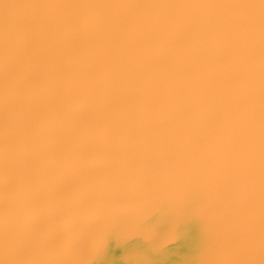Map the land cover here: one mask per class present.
Returning a JSON list of instances; mask_svg holds the SVG:
<instances>
[{"label":"bare ground","instance_id":"obj_1","mask_svg":"<svg viewBox=\"0 0 264 264\" xmlns=\"http://www.w3.org/2000/svg\"><path fill=\"white\" fill-rule=\"evenodd\" d=\"M262 78L264 0H0V264H264Z\"/></svg>","mask_w":264,"mask_h":264},{"label":"water","instance_id":"obj_2","mask_svg":"<svg viewBox=\"0 0 264 264\" xmlns=\"http://www.w3.org/2000/svg\"><path fill=\"white\" fill-rule=\"evenodd\" d=\"M159 7H162L161 9V18H160V20L159 21H157L158 23H157V26L156 27H154L152 30H151V32H150V34H148L147 32H144V31H142V30H138L136 33H137V35H139L140 34V36L141 37H149L150 39H154V38H160V37H162V36H164V33L162 32V33H157V31H156V28L157 27H164L165 28V30H167V25H171V24H168L170 21H168L167 19V7H165L163 4H162V6H159ZM155 23V22H154ZM172 25L174 26V24L172 23ZM184 26H186V24H184ZM175 27V26H174ZM147 28V27H146ZM179 28V27H178ZM136 29H140V26H137L136 27ZM237 31H239V28L236 30V32ZM236 37V39L238 40V42L240 41V35H236L235 36ZM140 40H137V43H136V45L135 46H138L137 44H138V42H139ZM232 42H234V40H231ZM142 42V41H141ZM143 43V42H142ZM129 45L131 46V41L129 42ZM157 54H159V53H157ZM159 56V55H158ZM248 75H253V73H250V74H248ZM259 75H261V73H259ZM260 88H259V90H261V89H264V78H262L261 80H259V85H258ZM232 112H233V110H232ZM228 113V112H227ZM225 121H227V123H229L228 122V117H226L225 118ZM223 124H226V123H223ZM222 124V125H223ZM166 145H167V142L165 143ZM161 149H165V148H163V147H161ZM165 151H167V148H166V150ZM13 237H15L18 241H20V243H21V245H25V246H28L27 244H31V242L29 241V240H26V239H24L22 236H20V234H17L16 232H13ZM38 257H41V258H46V256H45V254L42 252V251H38L37 252V254H36Z\"/></svg>","mask_w":264,"mask_h":264}]
</instances>
